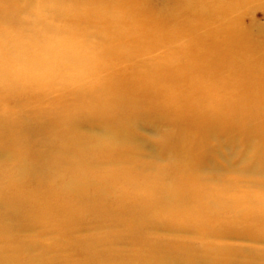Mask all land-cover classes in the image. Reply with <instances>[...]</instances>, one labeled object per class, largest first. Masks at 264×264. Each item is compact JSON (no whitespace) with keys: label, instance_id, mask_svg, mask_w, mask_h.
<instances>
[{"label":"rangeland","instance_id":"rangeland-1","mask_svg":"<svg viewBox=\"0 0 264 264\" xmlns=\"http://www.w3.org/2000/svg\"><path fill=\"white\" fill-rule=\"evenodd\" d=\"M0 264H264V0H0Z\"/></svg>","mask_w":264,"mask_h":264},{"label":"bare ground","instance_id":"bare-ground-1","mask_svg":"<svg viewBox=\"0 0 264 264\" xmlns=\"http://www.w3.org/2000/svg\"><path fill=\"white\" fill-rule=\"evenodd\" d=\"M232 6V5H231ZM225 12V11H224ZM228 12H232L230 9L228 10ZM224 14H227V12H225ZM233 17V15L231 16V18ZM226 31H228L229 33H227V32H225V30H222V32H224L223 34H224V37L225 38H231V39H233V35H232V33L229 31V30H226Z\"/></svg>","mask_w":264,"mask_h":264}]
</instances>
